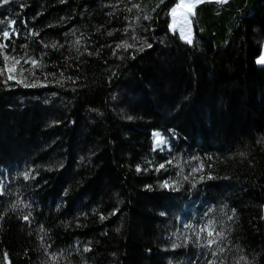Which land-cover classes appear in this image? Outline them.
<instances>
[{"label": "trees", "instance_id": "obj_1", "mask_svg": "<svg viewBox=\"0 0 264 264\" xmlns=\"http://www.w3.org/2000/svg\"><path fill=\"white\" fill-rule=\"evenodd\" d=\"M175 3H0V264H264V0Z\"/></svg>", "mask_w": 264, "mask_h": 264}, {"label": "snow or ice", "instance_id": "obj_2", "mask_svg": "<svg viewBox=\"0 0 264 264\" xmlns=\"http://www.w3.org/2000/svg\"><path fill=\"white\" fill-rule=\"evenodd\" d=\"M4 2H5V0H0V3H4ZM161 2H163V0H161ZM200 2H201V0H177V3H175L169 9V12L173 18V23H170L169 27L171 29L175 30L177 22H180L183 25H188L190 23L189 17L193 14L195 5L200 3ZM221 2L227 3V0H221ZM21 6L23 7L24 5H21ZM15 23L16 22L14 20H8L9 25L14 26ZM13 34L19 35L20 34L19 30L15 29L14 27H11V28L6 27V28H4V30L2 32H0V55H2L4 58V64L2 66H0V74L6 73L7 79L4 81L5 84H7L8 80H17L18 82L23 83L24 79H25V77H22L21 75L17 74V73H23L26 71V69H24L22 66H20V59L14 57V56H10L9 53L4 51V49L8 47L7 41L12 38ZM180 36L187 43H189V44L193 43V39H192L191 35L187 34L185 32V28L183 26L180 28ZM117 47H120V45H117ZM136 47H138V48H140V50H142L143 47H151V45L148 44L147 41H145L143 46L137 45ZM10 60H14L15 63L10 64L9 63ZM28 60L31 62L32 65L38 66V64H39V62L35 58L29 57ZM27 62L28 61H25V63H27ZM257 62L264 64V52H262L261 55L257 57ZM33 75H35V72H33ZM53 75H55V74L53 73ZM54 82H57V81H54ZM35 83H46V81H35L34 80L33 84H35ZM153 136L155 138L154 144H167L168 148L171 149V144L168 143L167 139L158 130H153ZM166 163H171V160L156 165L155 166L156 170L159 171L160 169L165 168ZM201 167H203V165H201ZM136 168L139 171L141 169V165H139V164L136 165ZM23 175L25 176V178H28V172L23 173ZM208 175L211 176L212 173H208ZM200 179H204V177L201 176ZM193 183L195 184V181H193ZM161 185L164 187H169V188H171L173 186H176V187L179 186L176 181L173 180L170 182L169 179H165V180L161 181ZM146 187H150V185H146ZM2 191H3V188L0 187V192H2ZM113 211L115 212L116 209H114ZM233 212H235V209H233ZM101 216L103 217V213H101ZM23 219L29 220V216L25 215L23 217ZM228 219H231V217H229ZM208 233H209V236H211L213 234L212 228L208 229ZM196 237H197V239H200V233L199 232L196 233ZM207 243L209 245H211L214 243V241L212 239H208ZM172 247H176V245L173 244ZM90 248H91V245H86L85 251H88ZM5 255H7V254H5Z\"/></svg>", "mask_w": 264, "mask_h": 264}, {"label": "rangeland", "instance_id": "obj_3", "mask_svg": "<svg viewBox=\"0 0 264 264\" xmlns=\"http://www.w3.org/2000/svg\"><path fill=\"white\" fill-rule=\"evenodd\" d=\"M202 1V0H201ZM191 16L189 17V21H190V23L188 24V25H183L182 23H180V22H177V24H176V28H175V30H173V29H171V30H173V31H175V32H177L178 33V35L180 36V28L183 26L184 28H185V32L187 33V34H190L191 35V37L193 36V33H192V27H191ZM170 23H173V18H172V16H171V14H170ZM256 26H258L259 27V25H257L256 24ZM255 26V28H253V31H255L256 29H257V27ZM256 32V31H255ZM181 37V36H180ZM262 52H264V42H263V44H262ZM261 52V53H262ZM259 64H262V63H259ZM129 99H131V98H129ZM152 134H151V136H150V138H151V141H152V147L153 148H158V149H161V148H168V146H167V144H154V136H153V132H151ZM161 133V132H160ZM162 134V133H161ZM163 135V134H162ZM164 136V135H163ZM165 137V136H164ZM166 138V137H165ZM168 141V140H167ZM263 217H264V205H263Z\"/></svg>", "mask_w": 264, "mask_h": 264}, {"label": "bare ground", "instance_id": "obj_4", "mask_svg": "<svg viewBox=\"0 0 264 264\" xmlns=\"http://www.w3.org/2000/svg\"><path fill=\"white\" fill-rule=\"evenodd\" d=\"M168 17H169V21H170V12H168ZM191 19V18H190ZM170 24V22H169ZM191 27H192V24H191ZM168 29L170 31H173L170 29V27L168 26ZM177 33V32H176ZM192 33H193V30H192ZM181 38V37H180ZM182 39V38H181ZM192 39H193V36H192ZM183 40V39H182ZM185 41V40H184ZM259 64V63H258ZM153 132V131H152ZM152 134V133H151ZM23 171L24 173L27 172L26 170H24L23 167H21L20 165V172ZM3 182H4V178L2 176H0V187L1 185L3 186ZM9 194H7V198L10 199L9 203L11 204V207H10V210L11 211H15L17 213H20L22 211V209H24V207L21 206V204H19V202H16V201H13V199L15 200H18L19 199V195L20 193H17L14 197L12 196H8ZM27 212L30 213V211L27 209Z\"/></svg>", "mask_w": 264, "mask_h": 264}]
</instances>
